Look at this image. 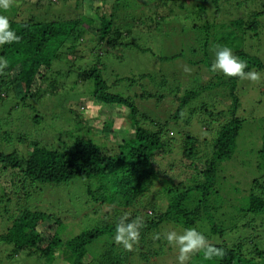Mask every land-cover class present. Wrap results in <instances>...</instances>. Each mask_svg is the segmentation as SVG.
<instances>
[{"label":"trees","instance_id":"1","mask_svg":"<svg viewBox=\"0 0 264 264\" xmlns=\"http://www.w3.org/2000/svg\"><path fill=\"white\" fill-rule=\"evenodd\" d=\"M66 1L72 9L82 13L79 19L73 18L66 23L54 19L40 22L9 20L10 28L20 40L0 46V57L9 61L8 66L0 70V99H4L2 94L5 92L12 93L24 105L37 99L57 58V44L68 48L81 39L82 33L89 37V43L105 46L107 50L135 45L133 25L113 27L114 21L100 13L104 9L103 0ZM131 1L143 12L142 25L152 21L153 17H156V26L158 22L168 24L182 18L184 22L179 23L183 25V31L187 36L191 34L189 55L190 52L199 55L209 78L197 81L192 77L188 89L172 87L174 79L165 75L156 79L149 75L128 79L127 86L131 88L141 82L140 90L134 94L141 99L153 97L151 87H155L158 99L170 97L175 102V110L168 120L158 122L140 114L133 98L124 96V93H110L97 63L83 71L80 79L93 82L94 101L128 109L126 118L131 121L128 128L122 121L116 130H111L114 134L125 130L124 139L113 141L105 127L101 130L78 127L79 131L73 130L71 137L62 141L61 147L48 149L34 143L28 152L20 154L16 149H6L13 147L15 135L0 132V249L9 248L7 260L23 255L34 259L37 264L145 263L156 256L154 252L162 243L160 239L164 247L170 248L165 236L160 235L162 228H193L198 220L202 222V217L205 219L211 214L208 203L211 195L217 192L221 176L218 163L232 159L245 123L239 114L241 105L235 93V84L240 79L213 72L211 65L216 49L228 46L248 64L245 71L264 68L261 62L239 47L233 49V45H241L248 31L256 35L258 23L256 20L247 21L240 14L237 19L232 13L225 16L222 8L227 12L232 0ZM85 3L89 5L87 13L83 12ZM82 23H86L85 28ZM50 47L54 53L46 52ZM122 81L118 79L116 83ZM221 93L228 99L226 108L207 101L213 94ZM187 108L190 117L195 115L203 123L205 134L202 138L175 134L174 122L186 118ZM77 124L80 123L75 119V127ZM263 125L264 120L255 133L258 142L262 140L258 150L262 159ZM177 153L181 155L180 160L174 162ZM198 154L200 157L195 163L193 159ZM77 177L100 181L99 188L88 189L87 193L90 201L104 210L102 225L63 240L56 230L60 221L52 220L53 216L43 211L36 197L41 192L40 186H43V194L45 186L62 184ZM41 198L43 202L44 197ZM249 201L245 212L264 211V178L252 180ZM121 220L126 223L138 220L142 224L140 240L131 250L117 245L113 239L115 227ZM47 221L52 224L44 229ZM102 238H107V242L99 249L94 248ZM156 241L159 244L155 246ZM214 246L225 251L222 259H215L217 264H264V251L257 242L250 243L249 247L226 243ZM200 261H205L203 256Z\"/></svg>","mask_w":264,"mask_h":264},{"label":"rangeland","instance_id":"2","mask_svg":"<svg viewBox=\"0 0 264 264\" xmlns=\"http://www.w3.org/2000/svg\"><path fill=\"white\" fill-rule=\"evenodd\" d=\"M103 1L104 9L100 13L114 21L113 27L133 25L135 45L107 50L105 46L89 43V37L85 36V33H82L79 41L74 45L70 44L68 48L63 44H57L55 47L57 58L53 61L37 99L24 105L10 92L2 94L4 99H0V132H10L15 135V138H12L13 147L6 148L8 151L16 149L20 154H24L34 143L48 149L61 147L62 141L65 138L69 139L73 130L77 132L79 128L86 130L88 127L99 130L105 127L113 141L124 139L125 130L122 129L116 134L111 130H116L122 121L128 128V124H131L129 118H126L128 109L94 101L93 82L80 79L83 71L97 63L110 93H124V96L133 98L132 101L140 114L158 122L168 120L169 115L175 110V102L170 97L164 100L158 99L155 87H151L153 97L141 99L134 95L140 90L141 82L131 88L127 86L128 79L141 75H149L156 79L157 76L165 75L174 79L171 82L172 87L180 86L188 89L192 77L197 81L209 78L205 73L206 69L202 67L199 55L191 52L189 55L192 44L191 34L187 36L183 31V25L179 23L184 22L182 18L168 24H165L166 21L158 22L156 26V17H153L152 21L142 25L140 18L143 12L137 9L131 0ZM185 2L183 0L182 3ZM230 4L232 6L227 8V12L222 8L225 16L232 13L234 19H237L240 14L247 21L256 20L259 26L256 35L248 31L244 40L240 42L241 45L238 46L237 43L233 45V49L239 47V50L264 65V12H261L264 8V0H232ZM83 6V12L87 13L88 3ZM257 13L261 14L255 17ZM0 14L7 15L9 20L20 22L54 19L66 23L82 16V13L72 9L71 4L66 0H12L11 7L7 11L0 10ZM85 24L82 23L81 26L85 28ZM68 49L71 50L70 53ZM46 52L54 53L51 47ZM193 63L197 64L193 66ZM252 70L260 74L258 81L240 79L235 84V93L241 105L239 114L245 119L235 154L232 159L218 163L221 176L216 186L217 192L211 195V201L208 203L211 214L205 219L202 217L204 220L202 222L198 220L193 228L204 234L213 246L226 243L229 246L242 244L249 247L250 243L257 242L259 248L264 251V211L256 214L245 212L250 204L252 180L264 178V159L258 154L262 140L259 139L258 142L255 136L264 120V68ZM118 79L123 81L116 83ZM143 82L147 83V81ZM207 101L210 104L223 105L224 108L229 104L222 93L213 94V97L207 98ZM188 112L190 109L187 108L186 118L174 122L175 134L178 137L182 134H190L192 138H202L205 134L203 123L195 115L190 117ZM78 114L81 115L80 118ZM75 119L80 123L76 127ZM179 154L174 157V162L180 160ZM199 157V154L194 157L195 163H198ZM99 185L100 181L95 178L77 177L62 184L45 186L43 194V186H40L41 192L36 197V201L40 202L38 205L42 206L46 214L53 216L52 220L60 221L56 230L63 240L102 225L104 210L98 209L90 201L87 193L88 189L95 190ZM41 197H44L43 202ZM51 224L52 221H47L43 228L46 229L47 225ZM183 230L180 227L171 230L168 226L160 230V235L163 237L169 231L180 234ZM104 242H107V238L100 239L94 248L99 249ZM160 242L162 243L154 242L155 246L159 244L154 252L156 256L148 262H139V264H177L178 248L174 245L170 248L164 247L162 239ZM8 254H10L8 247L0 249V264H37L34 259L23 255L7 260L5 257ZM202 256V253L194 254L191 260L195 261L190 260L189 264H217L215 259L201 262ZM58 264L65 263L58 262Z\"/></svg>","mask_w":264,"mask_h":264},{"label":"clouds","instance_id":"3","mask_svg":"<svg viewBox=\"0 0 264 264\" xmlns=\"http://www.w3.org/2000/svg\"><path fill=\"white\" fill-rule=\"evenodd\" d=\"M12 0H0V10L7 11L11 7ZM20 37L15 30L10 28L7 15L0 14V46L18 43ZM9 61L0 57V70L6 68ZM248 64L234 54L228 46L218 47L215 51V59L211 65V71L221 73L228 78H239L241 80L258 81L260 74L255 70H248ZM99 107V106H98ZM142 224L138 220L124 222L121 220L115 227L113 237L117 245H121L126 250H131L141 237ZM159 239V235L156 237ZM169 246H176L179 254L176 257L177 264H189L192 256L202 253L205 260L222 259L225 251L211 245L204 234L195 228H186L182 233L169 231L165 235Z\"/></svg>","mask_w":264,"mask_h":264}]
</instances>
